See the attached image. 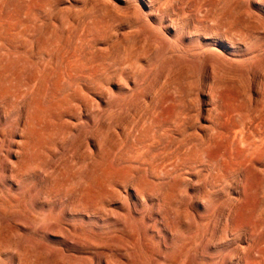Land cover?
Instances as JSON below:
<instances>
[{"label": "rangeland", "instance_id": "obj_1", "mask_svg": "<svg viewBox=\"0 0 264 264\" xmlns=\"http://www.w3.org/2000/svg\"><path fill=\"white\" fill-rule=\"evenodd\" d=\"M0 264H264V0H0Z\"/></svg>", "mask_w": 264, "mask_h": 264}, {"label": "bare ground", "instance_id": "obj_2", "mask_svg": "<svg viewBox=\"0 0 264 264\" xmlns=\"http://www.w3.org/2000/svg\"><path fill=\"white\" fill-rule=\"evenodd\" d=\"M257 4V3H256ZM262 10V9H261ZM6 24V23H5ZM9 24V23H8ZM11 28V27H10ZM210 50V49H209ZM221 52V51H220ZM175 53V52H174ZM188 54V53H187ZM231 55V54H230ZM262 55V54H261ZM191 57H192V55H191ZM232 59V58H231ZM214 77V76H213ZM9 79V78H8ZM27 82V81H26ZM3 86V85H2ZM11 87V86H10ZM18 91V90H17ZM39 94V93H38ZM26 96V95H25ZM223 96H225V95H223ZM228 101V100H227ZM217 109H218V107H217ZM203 115V113L201 114V116ZM24 117H25V115H24ZM33 121H34V123L35 124H39V122H38V119H37V117H34L33 118ZM46 121V120H45ZM206 122V121H205ZM36 128V127H35ZM53 128V127H52ZM22 130V129H21ZM175 130V129H174ZM44 132H46L45 130H44ZM35 142H33V144H34ZM224 152V151H223ZM222 152V153H223ZM113 158V157H112ZM31 169H33V168H31ZM94 173L92 174V177H93V179H92V182H91V184H90V186H89V188L87 189V192L85 193V194H83L82 195V201L83 202H87L88 200H91L92 198H94L95 196H97L99 193H100V189H101V186H100V183H99V178L97 177V170H94L93 171ZM101 173V172H100ZM162 174V173H161ZM95 175V176H94ZM91 176V175H90ZM91 177V178H92ZM125 179V178H124ZM176 179V178H175ZM12 182V181H11ZM117 187V186H116ZM126 187V186H125ZM115 192V191H114ZM142 193V192H141ZM90 210V209H89ZM226 217V216H225ZM174 218V217H173ZM61 234V233H60ZM118 250V249H117ZM157 252V251H156ZM153 253V252H152ZM155 254V253H154ZM168 254V253H167ZM170 255V254H169ZM151 257V256H150Z\"/></svg>", "mask_w": 264, "mask_h": 264}]
</instances>
